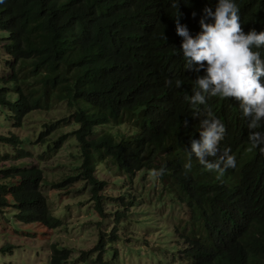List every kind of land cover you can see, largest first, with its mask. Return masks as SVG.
I'll return each instance as SVG.
<instances>
[{
  "label": "trees",
  "instance_id": "16d2710c",
  "mask_svg": "<svg viewBox=\"0 0 264 264\" xmlns=\"http://www.w3.org/2000/svg\"><path fill=\"white\" fill-rule=\"evenodd\" d=\"M234 2L242 31L264 30V0ZM215 4L179 0L176 8L173 0H0V115L20 128L34 110H50L63 102L72 109L65 120L77 124L73 136L81 162L74 176L55 186L85 181L102 219L107 218L103 203L109 198L108 183L97 173L104 162L122 170L125 181L152 174L161 188L157 206L176 204L185 214L174 217L171 229L165 221L160 246L148 248L149 254H162L155 258L162 264H264V155L251 148L248 139L252 131L264 132V123L249 129L251 117L241 114L232 97L206 96L202 105L185 99L204 69L185 68L183 38L176 34L173 19L181 14L180 23L195 36L202 9L208 5L214 10ZM260 80L264 84V77ZM212 117L225 131L216 154L204 159L216 162L228 149L236 165L223 175L206 169L194 154L189 157L191 142L200 140V120ZM123 124L131 131H113ZM53 128L55 124L45 125L39 138ZM68 136L48 143L47 149L62 147ZM0 146L15 152L5 150L2 158L31 156L26 137L11 130L0 133ZM189 159L190 167L185 168ZM45 183L41 165L1 167L0 213L17 222L60 227L61 217L41 190ZM142 197L125 186L113 213L115 227L100 233L91 252H83L84 262L96 253L92 257L97 264H122L117 260L122 248L115 244L135 248L119 232L131 221L161 227L159 217L149 211L131 216L129 209L134 210ZM132 233L128 238L142 239ZM51 246V264L70 258L71 249L59 243ZM10 248L2 246L0 252ZM140 248H135L139 255ZM107 251L114 259H105Z\"/></svg>",
  "mask_w": 264,
  "mask_h": 264
},
{
  "label": "rangeland",
  "instance_id": "374dc122",
  "mask_svg": "<svg viewBox=\"0 0 264 264\" xmlns=\"http://www.w3.org/2000/svg\"><path fill=\"white\" fill-rule=\"evenodd\" d=\"M71 113L72 109L65 102L55 105L50 110H34L25 117L20 128L14 127L11 120L8 122L5 116L0 115V133L11 130L21 137H26V148L31 153V156L22 159L15 158L14 154L2 158L5 150L15 152L12 148L0 146V168L29 162L41 165L46 180L41 190L48 200L50 209L62 219V225L52 230L39 223L17 222L15 218L9 219L6 212L0 213V247L11 246L9 250L0 252V264H51L50 256L53 253L51 245L54 243L71 249L70 258L61 264H97L93 260L96 253L90 254L87 262H84L81 257H83V252L92 251L101 232H107L115 227L113 213L117 209L118 197L125 193V186H128L133 193H140L143 196L140 204L133 207L134 210L129 209V212L132 213L131 216H140L138 211L142 214L149 211L151 215L159 217L157 223L161 227L150 225L147 228L134 221L124 228L121 227L120 234L127 242L131 239L133 247L140 246L141 252L139 255L137 249L130 247V243H124V247L123 244L117 242L115 245L122 248L117 260L122 264L164 263L155 259L158 255H162L161 253L149 254L148 248L156 250L160 246L158 243L165 234L161 229L165 221L170 224L169 228L171 229L176 221L175 218L185 214L176 204L157 206L160 199L158 193L161 188L152 174H146L142 178L136 176L132 181H125V174L122 170L116 168L109 161L104 162L97 175L108 183L105 192L109 198L103 203L107 213L106 219L101 218L93 202H90L92 193L90 186L85 181L78 180L72 185L55 186L68 176H74L77 171L75 168L81 162L79 148L73 136L77 124L65 120ZM49 124H55V128L43 139H40L39 133L45 130V125ZM113 131L125 134L131 131V127L123 124L114 127ZM64 134L69 136L63 142L62 147L55 150L47 149L48 143L58 140ZM112 200L116 202H112ZM162 201L167 202L168 200L165 198ZM101 221H103L102 224ZM165 227L167 226H164L163 229ZM130 231H133L134 235L140 234L142 239L128 238ZM142 255L152 259H144ZM167 255L172 256L171 254ZM104 257L105 259H114L110 251H107ZM117 260L115 259L116 262H118Z\"/></svg>",
  "mask_w": 264,
  "mask_h": 264
},
{
  "label": "clouds",
  "instance_id": "9594fccd",
  "mask_svg": "<svg viewBox=\"0 0 264 264\" xmlns=\"http://www.w3.org/2000/svg\"><path fill=\"white\" fill-rule=\"evenodd\" d=\"M178 2L173 0V7L178 8ZM202 11L200 31L195 36L190 35L186 25L180 23L181 14L173 19L176 34L183 38L180 52L185 68L197 72L204 69V75H198L194 80L192 95L185 96V99L192 105H202L206 96L232 97L238 101L241 114L251 117L248 128L258 129L264 123V84L260 80L264 77V30L242 31L234 0H216L214 10L206 5ZM165 83L171 84L172 81L166 80ZM180 85L181 81L176 79L175 86ZM200 129V140L191 142L189 157L194 154L200 164L206 169L216 170L218 175H223L227 168L235 167V157L228 154V149L216 162L204 159L206 154H216V145L225 131L223 123L215 117L204 118L200 120ZM248 139L251 148L264 155V132L252 131ZM184 167H190V159Z\"/></svg>",
  "mask_w": 264,
  "mask_h": 264
}]
</instances>
